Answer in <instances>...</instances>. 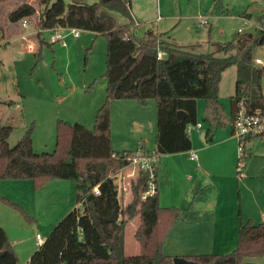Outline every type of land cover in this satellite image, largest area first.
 <instances>
[{"label":"rangeland","instance_id":"1","mask_svg":"<svg viewBox=\"0 0 264 264\" xmlns=\"http://www.w3.org/2000/svg\"><path fill=\"white\" fill-rule=\"evenodd\" d=\"M55 1L51 0L50 5ZM65 1L93 4L99 0ZM24 2L37 9L35 15L27 17V27L23 26L22 20L11 22L8 19V13ZM131 4L137 32L152 28L197 53L224 57L225 54L217 50V43L236 41L242 33L240 28L243 33L264 31V0H131ZM42 10L39 0L0 3V24L10 35L0 40V121L13 128L7 138L11 146L30 131L33 150L51 153L56 146L60 119L83 125L88 130L94 129L98 109L107 100L108 40L83 29H79L81 35L75 37L70 29H66L59 31L66 35L64 41L52 42L53 32L41 31L37 26ZM113 15L120 25L129 22L116 12ZM203 16L208 17L209 24L200 26L198 23ZM29 43L34 47L30 48ZM255 55L264 57L261 44L255 49ZM236 81L237 66L233 64L224 71L218 92L228 115ZM262 82L264 92V76ZM197 103L204 130L191 125L189 131L193 141L199 140L206 146L203 150H194L199 157V170L197 160L191 162L188 154L156 153L155 99H149L145 104L132 98L109 100L112 150L133 153L144 150L158 156L156 178L160 204L181 211L163 243V252L172 258L196 253H231L238 246L236 231L240 220L244 224L264 221V136L246 140L245 155L241 157L239 137L232 132L233 121L228 119L226 125L213 126L204 118L206 99H198ZM137 179L138 172L130 166L115 174L122 206L118 221H126L125 251L128 255H137L141 251L136 239L140 215L128 219L125 213L127 205L134 201L132 191ZM28 183L26 180L5 182L0 189L6 191L1 194L12 201L27 199V208L37 205L40 221L35 222L3 199L0 200V218L8 224V236L34 244L37 233L48 236L65 215L50 225L47 218L55 212L52 195L41 190L34 200V191L41 188L36 189L34 182L30 188ZM73 198V204H76V195ZM201 202H211L216 207V213L210 217L217 220L211 219L209 224L208 221L195 223L202 222V218L192 219L194 212L191 209ZM198 233L200 236L196 235ZM196 236L200 237L199 242ZM18 253L21 255V251ZM20 255V262L26 263L27 258ZM247 261L264 264V254L251 256Z\"/></svg>","mask_w":264,"mask_h":264},{"label":"trees","instance_id":"2","mask_svg":"<svg viewBox=\"0 0 264 264\" xmlns=\"http://www.w3.org/2000/svg\"><path fill=\"white\" fill-rule=\"evenodd\" d=\"M50 2L39 0L43 10L37 26L41 31L71 27L107 38V100L98 109L93 130L60 119L56 146L51 153L33 150L30 131L11 146L7 138L13 128L0 121V181L31 178L39 189L52 178L76 180V207L54 226L27 264H174V258L163 252V243L181 211L160 204L158 187L156 193L146 195L149 171L139 172L132 191L134 201L125 208L128 219L137 214L141 218L136 232L141 246L139 254L128 255L125 251L126 221H108L115 211L122 213L115 174L131 165L133 153L112 150L109 100L132 98L143 104L152 98L156 100L158 155L192 150L189 127L200 122L198 99L207 101L206 120L216 126L226 125L230 119L235 134L234 119L240 102L252 112L264 111V64L257 65L254 60L255 49L264 43V31L242 32L234 42L217 43V50L225 54L218 57L188 50L168 34L152 28L137 32L131 0H99L93 4ZM114 12L129 22L120 25ZM36 13L34 5L24 2L8 13V19L18 22ZM5 31L0 24V40ZM160 49L166 51L165 58H158ZM233 64L237 66V81L228 115L218 92L224 71ZM180 110L185 112L181 120L177 116ZM2 199L29 217L15 202L0 195ZM0 252V264H21L2 226ZM259 254H264V221L244 224L240 220L234 251L186 258L202 264H253L247 258Z\"/></svg>","mask_w":264,"mask_h":264},{"label":"crops","instance_id":"3","mask_svg":"<svg viewBox=\"0 0 264 264\" xmlns=\"http://www.w3.org/2000/svg\"><path fill=\"white\" fill-rule=\"evenodd\" d=\"M132 14H133V12H132ZM133 17H134V15H133ZM134 19H135V17H134ZM7 33L8 32L5 33V37L7 35V38H8L10 35L7 34ZM158 33H160V32H158ZM32 45H34V44H32ZM205 116H206V113L204 115V118H205ZM200 130L203 131L204 130V126ZM232 132H233V127H232ZM208 133L209 132L207 131V136H208ZM205 147L206 146L201 144V141L195 140V141H193V147H192L191 151L181 152V153L188 154L191 162H195L196 160L191 158V154L193 152H195L194 150H197V149L203 150ZM39 153H41V152H39ZM195 153L197 154V152H195ZM197 161H196V164H197L196 168H198V170H199L201 168L200 167V162H199V160H197ZM194 166H196V165H194ZM24 180L29 182L28 184H30V185H28V186H30V188L33 187V183H32L33 180L31 178L7 179V180H4V181H0V186H2L5 182H13V181L23 182ZM1 189H0V195L6 197L5 195L1 194V192L4 193V191H6V190H3V188H1ZM41 190H45L44 193L46 195L50 194L53 197V200H52L53 205L52 206H53V208H55V212H54L53 215H51V217L47 218V220H49V224L50 225H54L56 223V221L60 220L63 217V215H66V211H68L69 209L72 210L74 207H76V204H73L74 203L73 202V199H74L73 197H74V195H76V180L75 179L52 178L46 184H44L39 191H36V190L34 191V197H35L34 200L39 196V192ZM16 200H15L16 204L19 205L21 207V209L24 210L32 220H34L35 222H39L40 221V216L38 215V209L39 208H37V205L33 204V207L27 208V202H28L27 199H25V198H16ZM15 201H13V202H15ZM71 210H69V211H71ZM188 210H190V209H188ZM191 211L194 212V216L191 217L192 219L195 218V217H201L202 218V222L193 220L197 224H203L204 222H207V221H208V224H209V221L211 219H214V218L217 220L216 217H214V218L210 217V215H212L213 213H216L215 212L216 211V207L211 202H208V203L201 202V203H199L196 206V208H192ZM0 226L6 228L8 226V224H5L3 222V220L0 218ZM5 230L7 231V233H9L7 228ZM200 231L201 230H199V232ZM234 231H236V229H234ZM236 233H238V235H239V226L237 227ZM224 234H226V233H224ZM196 235L200 236L199 233L196 234ZM234 235H235V233H234ZM46 237L47 236H45V239H46ZM225 237H226V235H224V239H225ZM9 238L12 241L17 254L20 255L18 252L21 251V255L20 256H25L27 258L26 263H24V264H27L29 259H30V257L32 256V254L39 247L38 244H37V238H36V242H34V244L33 243L27 244L26 241H24L23 238L20 239V237H16V236H11V237L9 236ZM197 238H198V242H199L200 241V237H197ZM22 241H24V242L22 243ZM197 254H202V253H196V254H193V255H197Z\"/></svg>","mask_w":264,"mask_h":264},{"label":"built area","instance_id":"4","mask_svg":"<svg viewBox=\"0 0 264 264\" xmlns=\"http://www.w3.org/2000/svg\"><path fill=\"white\" fill-rule=\"evenodd\" d=\"M23 26H29V21L27 18L22 19ZM200 26L209 24V19L207 16H203L200 18L199 23ZM70 29L71 34L75 37H79L81 35L80 30L78 28H71V27H59L55 29H51L53 32L52 35V42L57 41H64L66 35L62 34L59 31ZM240 32H243V28L239 29ZM56 32V33H54ZM65 43V42H64ZM30 48H33L34 45L31 43L29 44ZM262 48L264 49V43L262 44ZM167 55L166 51L158 50V58L162 59L165 58ZM255 64L263 65L264 64V57L260 55H256ZM197 128L201 129L203 127L202 123H198L196 125ZM190 128V127H189ZM234 131L239 137V153L240 156L245 155V141L246 138L251 136H259L264 134V111L262 110H255L254 112L248 110L243 102L239 103V108L236 112V116L234 119ZM191 158L194 160H198V155L193 152L191 154ZM159 161V157L153 155L144 150H139L137 152L132 153L131 156V165L134 171H137L138 174L140 171H149L150 174V182H149V189L146 192V195H152L157 192V178H156V163ZM95 191L99 193L98 187L95 188ZM37 244L38 246L42 245L45 241V237L41 234L36 235Z\"/></svg>","mask_w":264,"mask_h":264},{"label":"water","instance_id":"5","mask_svg":"<svg viewBox=\"0 0 264 264\" xmlns=\"http://www.w3.org/2000/svg\"><path fill=\"white\" fill-rule=\"evenodd\" d=\"M177 116H178V119L181 120V119L184 118L185 112L183 110H180L178 112ZM118 217H119V213H118V211H115L113 213V215H111L108 218V221H110V222H116V221H118ZM1 254H2V252H0V255ZM173 262H174V264H202L200 262H196V261L187 259L186 257H176V258H174Z\"/></svg>","mask_w":264,"mask_h":264}]
</instances>
